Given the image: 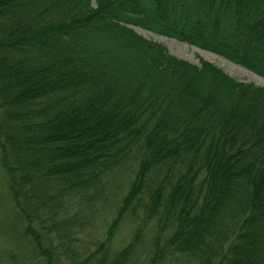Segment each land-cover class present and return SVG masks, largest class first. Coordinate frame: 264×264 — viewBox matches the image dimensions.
<instances>
[{
  "label": "trees",
  "instance_id": "16d2710c",
  "mask_svg": "<svg viewBox=\"0 0 264 264\" xmlns=\"http://www.w3.org/2000/svg\"><path fill=\"white\" fill-rule=\"evenodd\" d=\"M93 2L0 0V166L33 255L128 264L140 228L109 246L141 212L157 231L138 264H264V86L178 59L127 26L264 79V0ZM132 152L126 190L92 237L91 213L79 212ZM86 236L92 247H75Z\"/></svg>",
  "mask_w": 264,
  "mask_h": 264
},
{
  "label": "rangeland",
  "instance_id": "374dc122",
  "mask_svg": "<svg viewBox=\"0 0 264 264\" xmlns=\"http://www.w3.org/2000/svg\"><path fill=\"white\" fill-rule=\"evenodd\" d=\"M91 5H94L93 0H91ZM127 26L135 34L160 45L168 54L178 59L187 61L193 65H199L200 61H206L239 82L264 86V79L261 76L213 52L200 49L172 37L159 35L138 25L128 24ZM200 52L207 53H203V55L205 54V57H203ZM136 161L137 156L134 155V152L128 154L119 162L118 166L106 174L103 179L100 195L90 197L88 205H91V208H81L79 215H87V212L91 213L92 228L89 230L90 236L102 238L107 222L114 215L112 206L118 202L120 196L125 192L128 181L135 170ZM159 177L158 175L153 176V181H158ZM71 211L73 212L74 210ZM142 218L143 215L139 212L135 221L126 220L116 229L111 238L110 251L115 252L128 243L132 239L135 230L140 228L142 237L137 243L136 250L128 264H138L143 261L150 241L157 231L154 219L142 223ZM22 228L23 220L17 215L8 197L6 177L0 166V264H44L41 258H36L33 255L29 241L22 234ZM92 237H80L81 240L74 243L75 247L84 246L85 248H91ZM163 264L191 263L185 262L183 259L167 257Z\"/></svg>",
  "mask_w": 264,
  "mask_h": 264
},
{
  "label": "bare ground",
  "instance_id": "6f19581e",
  "mask_svg": "<svg viewBox=\"0 0 264 264\" xmlns=\"http://www.w3.org/2000/svg\"><path fill=\"white\" fill-rule=\"evenodd\" d=\"M201 53V55H203V53H207V52H200ZM203 57H205V54L203 55Z\"/></svg>",
  "mask_w": 264,
  "mask_h": 264
}]
</instances>
